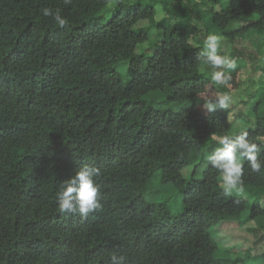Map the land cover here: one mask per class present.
Here are the masks:
<instances>
[{"label":"trees","instance_id":"16d2710c","mask_svg":"<svg viewBox=\"0 0 264 264\" xmlns=\"http://www.w3.org/2000/svg\"><path fill=\"white\" fill-rule=\"evenodd\" d=\"M130 1L0 0V264H111L112 254L127 264H236L216 259L209 231L242 226L249 206L220 188L205 160L230 124L227 111L204 109L199 93L232 96L238 71L224 69L230 88L212 85L203 49L179 23L138 52L160 24L153 5ZM207 2L206 26L220 36L264 34V0ZM46 7L68 23L44 17ZM263 89L241 103L254 142L264 136ZM151 93L166 107L148 103ZM85 164L100 170L101 207L86 218L61 214L59 185ZM157 172L180 195L181 212L143 198ZM242 180L253 199L248 219H259L264 169L245 162Z\"/></svg>","mask_w":264,"mask_h":264},{"label":"rangeland","instance_id":"374dc122","mask_svg":"<svg viewBox=\"0 0 264 264\" xmlns=\"http://www.w3.org/2000/svg\"><path fill=\"white\" fill-rule=\"evenodd\" d=\"M207 1L211 0H131L130 4L132 5H153L156 10V24H160V27L157 26L156 29L155 26V30L151 31L150 41L141 45L138 48V52L150 49L149 47L157 31L169 33V29L174 28L178 23L182 27L188 26L190 28L188 33L191 43L204 49L203 41L207 34L219 35L214 29L206 26L205 22L208 16L205 6L208 3ZM209 8L214 11L219 10L218 5L215 3ZM108 16L109 13L104 12L100 23L105 24ZM220 37L222 38L221 54H227L236 63L238 88L233 92L229 107L226 109L217 108L216 110L228 112L230 124L228 134L238 133L241 129L248 131L249 124L244 117V105L241 103L260 88H264V34L260 31L252 30L235 37L232 41L222 36ZM205 70L207 73L210 71L208 67ZM119 73L124 76L123 70L119 69ZM208 81L211 83L210 78ZM262 92L264 93V89ZM152 95L154 93L145 97L148 103L156 108L166 107L161 100V96ZM253 98L251 97V100ZM208 155L210 153L205 156V160ZM203 168L204 162L202 161L197 167L196 179H200V172ZM218 181L220 185V177ZM230 195L242 198L249 207L241 217V222L245 220V224L242 226H238L236 222H221L209 231L211 237L217 243L216 259L236 261V264H264V240L262 244L255 245L256 241L264 235V215L259 216V219L256 220L248 219L250 217V206L253 201L252 197L245 192L238 195L235 191ZM143 198L151 204L166 205L172 214L182 211L180 195L175 188L163 186L160 183L159 172L155 173L150 180L143 192ZM259 205L264 208V199L260 201ZM260 224V230L254 232L252 229Z\"/></svg>","mask_w":264,"mask_h":264},{"label":"clouds","instance_id":"9594fccd","mask_svg":"<svg viewBox=\"0 0 264 264\" xmlns=\"http://www.w3.org/2000/svg\"><path fill=\"white\" fill-rule=\"evenodd\" d=\"M70 2L71 0H65L66 4ZM41 13L44 17H51L61 28L68 23L59 10L54 12L46 7L41 9ZM221 39L219 35L207 34L199 59L210 69L208 77L213 85L230 88L232 76L224 69L234 70L236 63L227 54H221ZM199 96L203 101V108L208 112L217 108L226 109L232 101V96L227 92L201 91ZM213 139L217 140L220 146L208 155L207 160L220 174V188L226 194L233 191L238 195L243 194L242 176L245 162L252 172L259 173L264 169V160L259 159L261 147L264 146V136L257 138L259 142H254L249 138V133L241 129L238 133L213 136ZM99 175L100 170L91 165L85 164L77 168L69 179L59 185L56 196L58 211L61 214L78 213L86 218L89 213L99 209L100 185L95 179ZM111 264H127V258L124 255L112 254Z\"/></svg>","mask_w":264,"mask_h":264}]
</instances>
